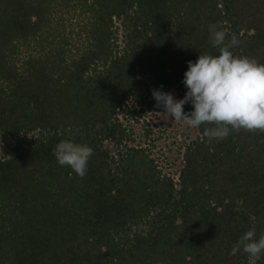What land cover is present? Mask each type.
Listing matches in <instances>:
<instances>
[{
    "label": "trees",
    "instance_id": "1",
    "mask_svg": "<svg viewBox=\"0 0 264 264\" xmlns=\"http://www.w3.org/2000/svg\"><path fill=\"white\" fill-rule=\"evenodd\" d=\"M210 24L264 63V0H0V264H251L230 252L264 233V133L145 116L219 54ZM61 140L93 148L83 178Z\"/></svg>",
    "mask_w": 264,
    "mask_h": 264
},
{
    "label": "clouds",
    "instance_id": "2",
    "mask_svg": "<svg viewBox=\"0 0 264 264\" xmlns=\"http://www.w3.org/2000/svg\"><path fill=\"white\" fill-rule=\"evenodd\" d=\"M208 30L211 46L219 54L202 52L195 62H187L183 98L153 89L156 107L162 108L161 114L169 121L194 129L205 125L203 136L207 143L223 141L241 130L264 133V63L233 53L232 49L240 44L237 34L216 24H210ZM189 103L192 109L185 112L184 105ZM93 153L89 145L73 140H61L53 149L58 164L71 168L80 178L87 174ZM241 250L255 264L264 254V233L256 238L255 228L245 231L230 255Z\"/></svg>",
    "mask_w": 264,
    "mask_h": 264
},
{
    "label": "rangeland",
    "instance_id": "3",
    "mask_svg": "<svg viewBox=\"0 0 264 264\" xmlns=\"http://www.w3.org/2000/svg\"><path fill=\"white\" fill-rule=\"evenodd\" d=\"M183 94H185V93H183ZM177 99H181V98L178 97ZM145 116H147L146 118L151 124L157 123V124H159L158 127H161V128L162 127L164 128V126H163V124L161 122L166 121L168 123L167 125H168L169 129L173 128L174 130H176V129H181V130H184V131L188 130V127L186 125L177 123L175 121H169L163 114L162 115L158 114L157 115L158 117L153 116L152 114L151 115H145ZM6 150H7V146H3L2 145L1 138H0V157L6 152Z\"/></svg>",
    "mask_w": 264,
    "mask_h": 264
}]
</instances>
